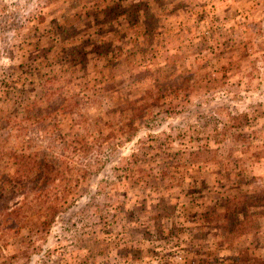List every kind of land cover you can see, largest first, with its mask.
Here are the masks:
<instances>
[{
	"label": "rangeland",
	"instance_id": "374dc122",
	"mask_svg": "<svg viewBox=\"0 0 264 264\" xmlns=\"http://www.w3.org/2000/svg\"><path fill=\"white\" fill-rule=\"evenodd\" d=\"M0 264H264V0H0Z\"/></svg>",
	"mask_w": 264,
	"mask_h": 264
},
{
	"label": "trees",
	"instance_id": "16d2710c",
	"mask_svg": "<svg viewBox=\"0 0 264 264\" xmlns=\"http://www.w3.org/2000/svg\"><path fill=\"white\" fill-rule=\"evenodd\" d=\"M171 235V234H170ZM170 242V241H169ZM175 243H180L179 241L178 242H170V248L168 247V249H166L168 252H174V250L177 248V245Z\"/></svg>",
	"mask_w": 264,
	"mask_h": 264
}]
</instances>
